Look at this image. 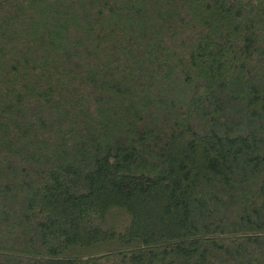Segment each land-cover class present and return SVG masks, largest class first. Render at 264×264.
Masks as SVG:
<instances>
[{
    "label": "trees",
    "instance_id": "trees-1",
    "mask_svg": "<svg viewBox=\"0 0 264 264\" xmlns=\"http://www.w3.org/2000/svg\"><path fill=\"white\" fill-rule=\"evenodd\" d=\"M0 264H264V0H0Z\"/></svg>",
    "mask_w": 264,
    "mask_h": 264
}]
</instances>
